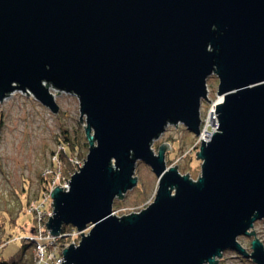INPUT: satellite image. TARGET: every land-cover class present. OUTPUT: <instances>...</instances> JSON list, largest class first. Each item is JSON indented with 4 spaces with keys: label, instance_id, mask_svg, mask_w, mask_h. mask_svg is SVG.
<instances>
[{
    "label": "water",
    "instance_id": "water-1",
    "mask_svg": "<svg viewBox=\"0 0 264 264\" xmlns=\"http://www.w3.org/2000/svg\"><path fill=\"white\" fill-rule=\"evenodd\" d=\"M212 74L218 122L193 179L152 144L169 124L201 135ZM51 86L78 97L89 143L51 191L48 229L81 231L60 264H218L229 249L264 264V0H0V101L23 90L57 113ZM138 161L156 196L118 216Z\"/></svg>",
    "mask_w": 264,
    "mask_h": 264
},
{
    "label": "rangeland",
    "instance_id": "rangeland-1",
    "mask_svg": "<svg viewBox=\"0 0 264 264\" xmlns=\"http://www.w3.org/2000/svg\"><path fill=\"white\" fill-rule=\"evenodd\" d=\"M207 84L208 99H203L201 105L202 123L209 116L212 106L219 101L217 75L209 76ZM50 90L60 105L57 113L52 112L30 92L27 95V91L23 90H15L0 101V237L4 233L3 223L6 228H9L7 233L14 237L2 248V257L6 260L21 248L24 244L23 237H27L31 233V228L36 226L35 215L28 211V206L34 202L42 204L45 201L44 191L40 193L41 184L44 179L47 181L53 179L54 176L48 170L53 167L54 162L60 163L62 168L60 181L57 180L56 183L63 184L69 181L71 175L77 170L70 158L76 156L85 160L89 151L85 119H82L83 122L80 121L78 97L73 93L59 92L52 86ZM68 141L74 143L75 149L69 157L63 155L60 159L58 155ZM163 142H168L171 146V149L166 151L167 165L177 164L182 174L189 172L193 179H197L201 174L202 164V160L197 158L196 153L201 142L200 135H195L182 123L169 124L164 133L153 141L152 147L155 152H158ZM55 156L58 157L59 162ZM136 175L137 184L122 198L117 197L114 200L113 211L118 216L140 211L147 207L156 196L158 177L151 167L143 161H138ZM51 202L52 197L47 195L43 207L50 210ZM22 208L24 209L21 210ZM254 228L264 243V219L256 221ZM88 230L89 228H86L85 233ZM80 239L81 234L79 241ZM252 239V236L239 237L248 251H251ZM71 242V237L63 238L64 244ZM59 252L62 251L59 250ZM36 255L35 246L32 245L27 249L24 261L26 263L33 261ZM2 257L0 256V261L4 260ZM36 264L49 263L43 260ZM218 264L256 263L229 249L224 251Z\"/></svg>",
    "mask_w": 264,
    "mask_h": 264
},
{
    "label": "built area",
    "instance_id": "built-area-1",
    "mask_svg": "<svg viewBox=\"0 0 264 264\" xmlns=\"http://www.w3.org/2000/svg\"><path fill=\"white\" fill-rule=\"evenodd\" d=\"M215 105L212 106L209 116L204 120L202 123V132L207 127H211L212 129H216L215 126H213V123H217V114L215 111ZM212 114V118H210V115ZM210 129V128H209ZM211 129V130H212ZM210 133V132H209ZM211 135V133H210ZM210 137V136H209ZM57 160V156H55ZM55 160V161H56ZM70 160L75 165V169H79L83 164L84 160L79 159L78 157H71ZM58 161V160H57ZM59 162V161H58ZM78 162V164H77ZM61 165L60 163L56 166H53L51 169H49V173L52 174L54 177L52 180H49V186L44 191V200L46 201V196L48 195L51 197V191L56 185H61L63 187L69 186V181L66 183H56L57 180L61 177ZM65 177V176H64ZM58 178V179H57ZM47 194V195H46ZM45 201L42 204L39 203H33L28 206V211L33 212L35 214L36 219V226L33 233H30L26 239L28 242H31L35 246V250L37 252V255L35 257L36 263H41L43 260H47L49 264H60L63 260L62 252L60 253L59 250H63V248L69 246L72 242L74 244H78L79 242V236L81 234V231L73 227L70 230L67 231H61V233L58 236H54L50 229H48L46 222L49 220L50 215H53V206L51 205V209L43 207L45 204ZM64 237H71L72 242L63 243ZM58 249V250H57Z\"/></svg>",
    "mask_w": 264,
    "mask_h": 264
},
{
    "label": "trees",
    "instance_id": "trees-1",
    "mask_svg": "<svg viewBox=\"0 0 264 264\" xmlns=\"http://www.w3.org/2000/svg\"><path fill=\"white\" fill-rule=\"evenodd\" d=\"M74 143H72L71 141L69 142H65V146L63 147V151H60V154L58 155L60 157V159H62L63 155H66L67 157H69V155L72 153V151L75 149L74 148ZM62 152V153H61ZM57 164L54 162L53 166H56ZM49 186V183L47 180H43L42 184H41V190L40 193L42 191H45ZM40 196V194H39ZM29 205V201L27 202V206ZM24 208H22L21 210H23ZM21 211L17 214V217L20 215ZM35 215V214H34ZM16 217V218H17ZM36 220V219H35ZM16 221V219L14 220V222ZM73 226L72 225H64L62 227V231H67L72 229ZM35 228H31L30 232L33 233ZM9 230V228H6L5 224L3 223V236L0 237V256L2 257V248L5 246V244L14 239L12 234H8L7 231ZM24 240V244L21 246V248L12 256H10L7 260L10 262V264H36L35 259L33 261L30 262H25L24 261V257H25V253L27 251V249L29 247H31L33 244L31 242H28L26 237H23ZM2 259L6 260L5 258L2 257Z\"/></svg>",
    "mask_w": 264,
    "mask_h": 264
},
{
    "label": "bare ground",
    "instance_id": "bare-ground-1",
    "mask_svg": "<svg viewBox=\"0 0 264 264\" xmlns=\"http://www.w3.org/2000/svg\"><path fill=\"white\" fill-rule=\"evenodd\" d=\"M222 99V96H219V101ZM210 118H212V114L210 115ZM202 127V125H201ZM210 129L209 127H207L205 130H203V132L201 133L200 137L201 139H209V136H210Z\"/></svg>",
    "mask_w": 264,
    "mask_h": 264
}]
</instances>
